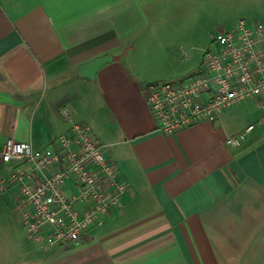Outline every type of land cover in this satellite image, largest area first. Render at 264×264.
<instances>
[{
  "label": "crops",
  "instance_id": "0c3cea01",
  "mask_svg": "<svg viewBox=\"0 0 264 264\" xmlns=\"http://www.w3.org/2000/svg\"><path fill=\"white\" fill-rule=\"evenodd\" d=\"M240 18L264 22V0H0V147L11 137L53 149L65 107L129 184L66 248L38 246L21 222L24 236L2 205L16 204L18 185L0 191V264H264V93L168 134L144 92L197 71ZM199 38L196 62L172 67L174 50L191 59ZM103 55L92 79L79 73ZM250 123L240 145L225 143Z\"/></svg>",
  "mask_w": 264,
  "mask_h": 264
},
{
  "label": "built area",
  "instance_id": "2783aa9c",
  "mask_svg": "<svg viewBox=\"0 0 264 264\" xmlns=\"http://www.w3.org/2000/svg\"><path fill=\"white\" fill-rule=\"evenodd\" d=\"M213 49H205L201 65L184 79L149 83L145 99L157 128L173 133L201 119L216 120L222 110L264 93V22L240 18L219 31ZM53 149H36L28 141L7 138L0 147V191L17 184L16 205L26 237L40 247L66 248L88 236L111 208L120 204L129 184L117 178L85 122L72 120ZM253 124L226 137L240 145Z\"/></svg>",
  "mask_w": 264,
  "mask_h": 264
},
{
  "label": "rangeland",
  "instance_id": "374dc122",
  "mask_svg": "<svg viewBox=\"0 0 264 264\" xmlns=\"http://www.w3.org/2000/svg\"><path fill=\"white\" fill-rule=\"evenodd\" d=\"M146 40H147L146 44H144L145 46H147V45H149V46L150 45L151 46L163 45V43H164V40H163V43H162V41H159L158 44H156V40H152V39L151 40L146 39ZM185 40H188V39H185ZM200 40H202V38L189 40V44H191L190 45L191 46V51H190V56H191L190 58L191 59H187L186 54L184 53V51H182V49H180L179 47L176 48L174 50V55H171V57H170V63L172 65V67H175L176 70H180V69L188 68L192 64H194L196 62L197 58L199 57V55L203 52L202 48L198 47V43L201 42ZM160 42H161V44H160ZM164 80H173V79L165 78ZM10 190H11V191H9L10 193H12V192L14 193L16 191V187L12 186L10 188ZM11 196H13V194H11ZM9 204L11 205L10 206L11 209L9 210V217H10L9 221H10V223H14V225L16 227H18L21 230V233L24 235V231H22L23 227L21 225V220L18 219V215H19L18 210L19 209L17 208V205L13 202L12 198H9L8 201L2 205H3V207H6V209H9ZM2 216L4 218V222H2V223L4 224V223H6L7 215L5 213H3Z\"/></svg>",
  "mask_w": 264,
  "mask_h": 264
},
{
  "label": "water",
  "instance_id": "95a60500",
  "mask_svg": "<svg viewBox=\"0 0 264 264\" xmlns=\"http://www.w3.org/2000/svg\"><path fill=\"white\" fill-rule=\"evenodd\" d=\"M110 59L111 57L109 55L100 56L87 64L81 65L79 67V73L84 77L92 79L98 68Z\"/></svg>",
  "mask_w": 264,
  "mask_h": 264
}]
</instances>
